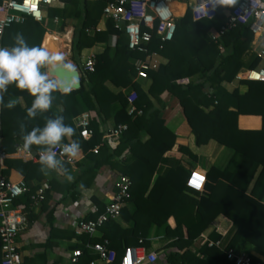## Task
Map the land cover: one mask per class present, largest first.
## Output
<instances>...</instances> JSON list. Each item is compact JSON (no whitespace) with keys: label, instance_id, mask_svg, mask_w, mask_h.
Segmentation results:
<instances>
[{"label":"trees","instance_id":"obj_1","mask_svg":"<svg viewBox=\"0 0 264 264\" xmlns=\"http://www.w3.org/2000/svg\"><path fill=\"white\" fill-rule=\"evenodd\" d=\"M61 2L64 7L48 9V19L42 23L26 18L22 23L12 24L4 33L3 46H11L17 32L24 35L30 46H41L46 29L53 26L51 19L59 17V32L69 25L73 28L72 52L80 53L96 43H108L112 36L115 37L114 53L111 56V48L106 46L95 57L94 71L84 72L80 78V88L66 96L56 94L53 108L35 119L29 120L26 116L32 97L14 85L9 86L4 103L15 99L17 104L11 109L1 105L0 144L4 152L13 153L17 145H22L21 124L27 132L43 126L46 117L62 114L65 123L76 130L72 139L81 146L80 156L66 162L65 166L69 169L73 163L79 172L74 173L70 182L52 173L44 198L54 191L62 200L75 203L82 192H88L101 180L104 171L130 178V198L119 219L130 225L123 228L120 222L111 221L100 229L101 236H81L82 242L76 248L82 249L83 254L78 264H89L97 259L84 248L88 242L107 239L117 264L124 249L139 245V239H143V246L149 249L152 232L157 236L162 234L168 241L156 251L160 264H230L225 252L236 248L240 241L256 247L264 255V82H240L246 86L245 92L228 91L224 86L232 82L242 68H255L260 64L257 55L248 54L253 39L249 26L238 24L215 42L210 33H216L223 24V13L219 11L213 20L192 21L188 10L176 20V32L171 41L162 43L151 39L147 44L149 52L159 53L167 62L148 70V77L140 79L136 77L133 61L144 55L128 50L121 32L102 19L106 0ZM89 30L93 33L89 34ZM107 82L117 88H129L135 94L133 104L142 114H129L126 95L110 91ZM162 95L178 101L190 127L194 147L210 145L212 148L220 144L233 151L223 170L211 167L207 171L200 191L188 186L190 168L181 160L167 158L173 150L194 162L198 155L188 146L176 145L174 133L160 117L165 105ZM114 104H118L115 111ZM82 115L87 116L93 131L87 138L77 126V118ZM240 115L259 116L261 127L239 128ZM109 119H113L115 126H127L110 144L99 130V124ZM32 149L39 153L37 146ZM122 154L124 157L120 159ZM39 168V162L10 158L4 161L0 172L10 182L23 179L32 193L45 178ZM13 174L17 175L16 179L12 178ZM88 198L102 208L103 202L97 195L89 194ZM25 201L24 211L30 205L29 200ZM20 203L14 201L15 205ZM220 216L236 226L225 248L204 245L192 252L193 241L207 228H212L209 240L216 242L222 237L212 225ZM250 260L257 261L251 256Z\"/></svg>","mask_w":264,"mask_h":264},{"label":"built area","instance_id":"obj_2","mask_svg":"<svg viewBox=\"0 0 264 264\" xmlns=\"http://www.w3.org/2000/svg\"><path fill=\"white\" fill-rule=\"evenodd\" d=\"M100 1V0H92ZM174 3L185 6L184 11H190L192 21L213 20L219 11L224 15V22L216 33H210L213 41L222 36L228 30L235 28L238 24L248 25L252 34V43H261L257 56L260 64L255 68H242L236 74L234 80L238 83L243 81L264 82V0H236L231 7L213 6V0H106L102 9V19L109 21L113 28L121 32L130 51L144 55L142 59L134 62L136 77L146 79L147 71L154 70L158 66L157 57L159 53L149 52L147 44L151 39L160 42L171 41L176 32V20L179 15L175 14ZM64 7L61 0H0V46H3V36L7 28L14 23H22L26 18H32L38 23L48 19V9ZM59 17H53L51 23L58 25ZM89 33L92 30L88 31ZM161 48V47H160ZM84 71L91 73L95 68V57L90 55L83 63ZM209 93L211 91L208 90ZM135 94L127 97L126 110L129 114L141 115L133 102ZM1 114V105H0ZM77 126L84 137H90L93 133L89 126L86 115L77 118ZM127 126L125 124L115 126L107 130L104 139L109 144L119 137ZM67 142V141H65ZM124 154L120 156V159ZM15 158L23 162H39V153L33 149L31 152L23 151L22 145L15 148L13 154H7L1 149L0 144V171L6 159ZM132 182L129 177L117 174L113 182V192L100 209L97 205L90 203L89 208L83 215L75 219L74 231L79 236L89 238L99 237L100 229L108 222L117 221L121 217V211L130 198ZM44 186H40L32 193L23 179L10 182L0 172V264H18V246L16 239L20 230L26 224V213L24 211L25 200L30 205H38L44 200ZM21 200L15 205L14 201ZM77 199L74 205H77ZM26 202V201H25ZM264 205V200H263ZM91 215L92 217H90ZM151 241L153 239H150ZM155 240V239H154ZM143 239L138 240L135 247L128 246L124 249L117 264H156L157 249H147L143 246ZM221 247L220 242L202 239L200 246ZM84 248L96 255V260L89 264H116L115 254L109 249V241L102 239L95 243H86ZM83 251L75 248L69 256L70 264H78ZM226 261L230 264H264V258L252 263L250 257L235 249L225 252Z\"/></svg>","mask_w":264,"mask_h":264},{"label":"crops","instance_id":"obj_3","mask_svg":"<svg viewBox=\"0 0 264 264\" xmlns=\"http://www.w3.org/2000/svg\"><path fill=\"white\" fill-rule=\"evenodd\" d=\"M173 7L175 14L179 15V18L185 14L184 5L175 3ZM70 27L72 28V26ZM92 33L93 31L89 34ZM43 38L44 40L42 39L41 47H47L50 51L63 44V37L58 36L49 28L46 29ZM71 41L72 34L68 40L70 46L65 44L66 47L63 49V51H65L68 47V52H70L68 59H70L77 66V72L80 78L85 72L83 63L87 57L90 55L96 57L103 52L106 46H110L111 56L114 53L112 46L114 45L115 37L112 36L109 38L108 43H96L90 48L83 49L80 53L71 51ZM260 45L261 43L256 44L251 42L248 54L256 55L260 49ZM135 61L136 60H134L133 63ZM157 61L158 66L167 62V60L160 54L157 57ZM106 86L114 93H124L126 98L133 94L129 88H117L109 82L106 83ZM224 86L228 91L237 89L240 92H245L246 90L245 85L238 83L235 80L230 83H225ZM162 99L165 101V105L160 113V117L163 119L165 126L174 133L176 145L188 146L194 153L198 155L196 162H194L188 159L186 156L181 155L180 153L173 150L168 153L167 158L183 161L187 165V168H190L191 171L188 186L194 190L200 191L204 186L205 174L207 171L211 167L223 170L230 162L233 156V151L220 144H217L212 148L210 145L200 148L194 147L190 127L188 126L182 114V110L178 101L173 97H169L168 95H162ZM117 108L118 104H114L113 111H115ZM113 125V119H109L105 124H99V130L106 133L107 130ZM238 126L239 128L245 130L259 129L261 127V118L259 116L240 115L238 117ZM126 153L127 152L124 154ZM76 172H79V170L73 163H70L68 173L74 177V173ZM116 175L117 173L115 172L104 171L100 178L101 180L94 184L88 191L89 194H95L100 198V200H102V202H106L108 197H110L113 192V182ZM12 178L16 179L17 175L13 174ZM51 178L52 174L45 176L40 185L46 187ZM88 192L81 193L80 197H78L80 200L78 201L77 205H74L73 202L68 199L62 200L61 195L59 193H55L54 191H51L49 195L46 196L44 200L38 205H29L27 210H25L27 218L26 224L24 228L18 233L16 239L18 246V264H70L69 256L71 251L82 242V237L75 234L73 225L75 219L83 215L84 212L89 208L90 203H92L89 201ZM18 201L22 202L21 200ZM117 222H120L123 228H127L130 225L129 223L123 222L122 220H117ZM172 225L174 226V221H172ZM212 225L216 228L217 233L222 236L217 241L221 243V247H219V249L223 250L236 230V226L221 216L217 218ZM211 229V227L207 228L193 241L190 247L192 252H195L201 247L200 242L202 239H208ZM162 236V234L158 236L154 235L152 232L149 238V249L158 250L160 247L162 248L166 244V242L161 243L160 240L164 238H162ZM150 239L153 240L151 241ZM234 249L249 257H255L257 261L264 258V255L259 249L245 241H240ZM113 253L115 254V252ZM156 264H160V262L157 261Z\"/></svg>","mask_w":264,"mask_h":264},{"label":"clouds","instance_id":"obj_4","mask_svg":"<svg viewBox=\"0 0 264 264\" xmlns=\"http://www.w3.org/2000/svg\"><path fill=\"white\" fill-rule=\"evenodd\" d=\"M235 3L236 0H213L214 7ZM77 71V66L63 52L30 46L24 35L17 32L11 46H0V105L8 109L15 107V99L4 103V94L14 85L32 97L31 106L26 110L27 119L42 116L53 108L56 94L66 96L77 89L79 82L74 76ZM58 73L71 78L65 81ZM75 133L62 114L46 117L43 126L27 132L25 125H20L23 151L31 152L33 146L39 149V171L45 176L55 173L69 182L74 177L68 173L66 162L81 154L80 143L72 139Z\"/></svg>","mask_w":264,"mask_h":264},{"label":"rangeland","instance_id":"obj_5","mask_svg":"<svg viewBox=\"0 0 264 264\" xmlns=\"http://www.w3.org/2000/svg\"><path fill=\"white\" fill-rule=\"evenodd\" d=\"M179 1H184V0H179ZM59 26L58 25H53V26H49V29L51 30V31H53V32H55L58 36H65V35H68L69 36V39H70V36H71V34H72V28L70 27V26H67L66 28H64V30L62 31V32H59ZM69 39H67L66 41H65V44H68L69 46H70V44L68 43V40ZM43 40H44V38H43ZM66 51V52H65ZM65 51H63V53L67 56V57H69V55H70V52H68V47H67V49L65 50ZM162 238H163V236H162ZM167 239L166 238H163V239H161L160 241H161V243H165V242H168V241H166ZM161 248V247H160ZM158 261V260H157Z\"/></svg>","mask_w":264,"mask_h":264},{"label":"water","instance_id":"obj_6","mask_svg":"<svg viewBox=\"0 0 264 264\" xmlns=\"http://www.w3.org/2000/svg\"><path fill=\"white\" fill-rule=\"evenodd\" d=\"M58 75H60V77L62 78V79H64L65 81H67L68 79H70L71 77H69V76H67L66 74H63V73H58ZM74 76H75V78H77L78 79V87H77V89L76 90H78L79 88H80V85H81V81H80V77H79V74H78V72H76L75 74H74Z\"/></svg>","mask_w":264,"mask_h":264},{"label":"bare ground","instance_id":"obj_7","mask_svg":"<svg viewBox=\"0 0 264 264\" xmlns=\"http://www.w3.org/2000/svg\"><path fill=\"white\" fill-rule=\"evenodd\" d=\"M175 4V3H174ZM174 6V5H173ZM54 35V34H53ZM52 36V35H51ZM67 39H69V36L68 35H65V36H63V44H61V46H59L58 48H54L52 51H60V52H62L63 51V49L66 47V45H65V41L67 40ZM58 44V43H57ZM56 45V44H55Z\"/></svg>","mask_w":264,"mask_h":264},{"label":"snow or ice","instance_id":"obj_8","mask_svg":"<svg viewBox=\"0 0 264 264\" xmlns=\"http://www.w3.org/2000/svg\"><path fill=\"white\" fill-rule=\"evenodd\" d=\"M197 186H198V184H197Z\"/></svg>","mask_w":264,"mask_h":264}]
</instances>
